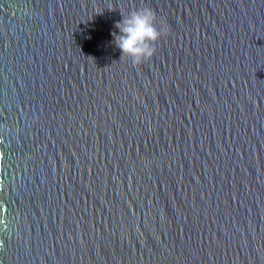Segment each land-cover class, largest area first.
<instances>
[{
    "label": "water",
    "instance_id": "obj_1",
    "mask_svg": "<svg viewBox=\"0 0 264 264\" xmlns=\"http://www.w3.org/2000/svg\"><path fill=\"white\" fill-rule=\"evenodd\" d=\"M0 264H264V0H0Z\"/></svg>",
    "mask_w": 264,
    "mask_h": 264
},
{
    "label": "clouds",
    "instance_id": "obj_2",
    "mask_svg": "<svg viewBox=\"0 0 264 264\" xmlns=\"http://www.w3.org/2000/svg\"><path fill=\"white\" fill-rule=\"evenodd\" d=\"M122 17L115 24L119 33H112L114 44L121 50V58L128 57L134 67L139 66L155 55L157 42L169 35L170 26L154 9L146 6Z\"/></svg>",
    "mask_w": 264,
    "mask_h": 264
}]
</instances>
